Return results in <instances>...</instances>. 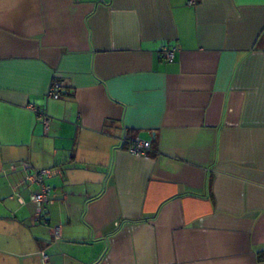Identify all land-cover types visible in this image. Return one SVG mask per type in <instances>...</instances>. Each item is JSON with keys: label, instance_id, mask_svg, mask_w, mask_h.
Masks as SVG:
<instances>
[{"label": "crops", "instance_id": "crops-1", "mask_svg": "<svg viewBox=\"0 0 264 264\" xmlns=\"http://www.w3.org/2000/svg\"><path fill=\"white\" fill-rule=\"evenodd\" d=\"M189 1L0 0V264H264V0Z\"/></svg>", "mask_w": 264, "mask_h": 264}, {"label": "built area", "instance_id": "built-area-1", "mask_svg": "<svg viewBox=\"0 0 264 264\" xmlns=\"http://www.w3.org/2000/svg\"><path fill=\"white\" fill-rule=\"evenodd\" d=\"M193 1L190 0L188 4H192ZM175 46H164L159 51L158 55L167 62L174 60L176 56ZM59 86V82L53 79L49 88L48 95L54 98H58V93L56 92ZM29 110L33 111L37 116L40 117L44 130L46 131L49 126L50 117L37 105L33 103H28L26 106ZM121 144L124 145L130 153L135 156L146 155L147 151L150 149V142L140 139L136 136H123L121 139ZM22 166L26 169V175L24 177V182L28 185H35L36 190L30 195L31 201L34 203V218L38 223H47L45 216V204L51 203L54 199L53 193H51V186L46 183V178L55 174L56 169L50 167H40L34 168L30 164L23 162ZM51 234L55 238L60 237V229L58 226H50ZM43 260H47L48 256L42 252Z\"/></svg>", "mask_w": 264, "mask_h": 264}, {"label": "trees", "instance_id": "trees-1", "mask_svg": "<svg viewBox=\"0 0 264 264\" xmlns=\"http://www.w3.org/2000/svg\"><path fill=\"white\" fill-rule=\"evenodd\" d=\"M56 80L58 81V79H56ZM58 82H60V81H58ZM56 92L58 93V96L60 97V96H61V94H60L61 92H60V89H59V88L56 90ZM122 146L124 147V145H122ZM151 151H152V145H151V143H150V149L147 151L146 154H150ZM257 259H258V260H261V261H264V249L260 250V251L257 253Z\"/></svg>", "mask_w": 264, "mask_h": 264}]
</instances>
